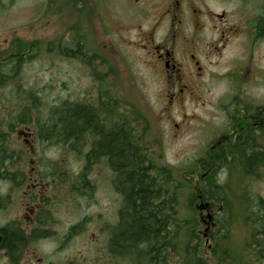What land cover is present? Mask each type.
Returning <instances> with one entry per match:
<instances>
[{"label": "rangeland", "instance_id": "374dc122", "mask_svg": "<svg viewBox=\"0 0 264 264\" xmlns=\"http://www.w3.org/2000/svg\"><path fill=\"white\" fill-rule=\"evenodd\" d=\"M260 3L262 0L195 1L197 12L208 13L201 15L202 39L195 40L202 71L194 68L189 74L184 68L189 94L169 90L161 68L149 54L153 41L149 44L145 40L150 35L156 42L163 35L165 24L156 27L155 22L164 9V0H1L0 53L6 56H0H13L18 42L28 45L29 50L22 55L25 60L14 83L19 87L17 92L9 87L0 90V118L14 121L24 105L23 89L39 92L40 112L61 102L96 104L109 98V110L129 121L140 134L155 168L169 170L170 177H163V183L177 184L178 180L189 185L200 178H213L222 185L228 204L226 213L224 203L198 199L196 228L203 234L209 256L211 234L216 229L208 216L216 219L224 213L229 221L225 245L243 254L252 231L245 219L244 204L253 196L264 197V169L251 178L243 176L240 166L229 158L218 167L213 160L218 152L209 149L208 143H216L210 136L222 129L224 104L232 99L234 91H241L244 99L264 107V34L251 43L246 19L249 10ZM80 42L84 52L81 59L58 52L61 43L75 51ZM242 67L245 77L240 81ZM233 84H240L239 89ZM34 124L33 120L27 125L16 124L11 133L26 162L22 170L27 174L29 168H40L50 180H67V175L81 167L83 155L79 158L70 153L69 143L40 142ZM206 161L210 168L225 169L214 172L215 176L202 171L201 162ZM91 168L98 184L93 199L82 200L83 264H108L105 244L117 222L120 200L112 189L107 164L101 161ZM9 204H13L12 209ZM9 204L4 213L18 207L19 196ZM71 207L58 203L59 219L61 212ZM43 251L48 252L49 247ZM61 257L64 259L65 254ZM176 260L173 256L172 262Z\"/></svg>", "mask_w": 264, "mask_h": 264}, {"label": "trees", "instance_id": "16d2710c", "mask_svg": "<svg viewBox=\"0 0 264 264\" xmlns=\"http://www.w3.org/2000/svg\"><path fill=\"white\" fill-rule=\"evenodd\" d=\"M63 45H58L60 54L83 57L82 42L75 51L68 44ZM25 47L26 44L18 42L13 56H0V90L9 87L17 92L19 87H14V83L25 60L22 55L29 50L28 45ZM0 55L6 56V53ZM23 91H26L24 105L14 121L6 116L0 118V181L17 182L23 178L25 171L17 168H26V162L20 147L14 145L11 133L16 124L27 125L32 120L40 142L69 143L70 153L79 158L83 155L80 168L88 169L104 161L114 173V188L122 198L117 223L111 228L106 242L108 264H210L208 257L216 264H264V197L253 196L244 204L245 219L252 231L243 254L225 245L229 221L224 213L221 218L210 216L209 223L215 224L216 230L211 234L213 245L208 256L203 234L196 228L195 207L198 199L222 202L226 213V195L217 180L200 178L196 184L186 180L189 185L178 180L177 184L164 180L163 183V177H170L169 170L155 168L140 134L135 133L129 121L109 110V98L96 104L61 102L40 112L39 92ZM85 148H88L87 152L82 153ZM228 158L240 166L246 177L252 178L258 170L264 169V153L259 152L256 156L216 155L213 160L218 167H223ZM201 165L202 171L213 175L217 170L225 169L210 168L209 161L201 162ZM173 256L177 257L175 263Z\"/></svg>", "mask_w": 264, "mask_h": 264}, {"label": "flooded vegetation", "instance_id": "af4514ba", "mask_svg": "<svg viewBox=\"0 0 264 264\" xmlns=\"http://www.w3.org/2000/svg\"><path fill=\"white\" fill-rule=\"evenodd\" d=\"M195 1L164 0V9L155 22L156 27L165 24L163 35L156 42L150 35L145 39L149 44L153 41L149 54L161 68L164 83L169 90H178L179 93L190 94V87L186 83V80L189 82L186 79L188 74L184 73V68L189 74L194 68L202 71L196 59L195 40L202 39L200 31L204 28V22L201 15L208 12H197L194 9ZM249 13L250 17L246 19L251 29L248 32L252 43L264 34V0L251 8ZM242 71L243 67L240 81L245 77ZM240 84L233 86L239 89ZM233 93L232 99L224 104L222 129L210 136L217 141L213 145L212 142L208 143L209 149H215L223 157L264 153V107L244 99L241 91ZM93 169L76 168L67 175V180L61 182L48 179L49 176L44 175L40 168H29L20 181H0V264H83L82 200H92L96 193L98 181ZM109 171L112 173L111 186L115 191L114 173L107 168ZM62 173L67 174L66 170H62ZM114 193L121 205V195L116 191ZM18 196V207L4 213L8 211L7 205L13 197ZM58 203L72 206L61 212V219L57 212ZM9 205L12 209L13 204ZM100 230L104 231L101 227ZM45 246L49 247L48 252L43 251ZM62 254H65L64 259Z\"/></svg>", "mask_w": 264, "mask_h": 264}, {"label": "water", "instance_id": "95a60500", "mask_svg": "<svg viewBox=\"0 0 264 264\" xmlns=\"http://www.w3.org/2000/svg\"><path fill=\"white\" fill-rule=\"evenodd\" d=\"M208 219H210V216H208Z\"/></svg>", "mask_w": 264, "mask_h": 264}]
</instances>
